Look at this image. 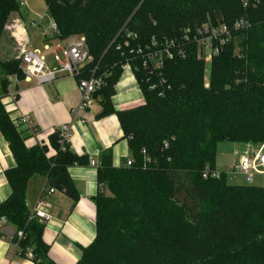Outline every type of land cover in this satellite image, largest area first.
Instances as JSON below:
<instances>
[{"label": "trees", "instance_id": "16d2710c", "mask_svg": "<svg viewBox=\"0 0 264 264\" xmlns=\"http://www.w3.org/2000/svg\"><path fill=\"white\" fill-rule=\"evenodd\" d=\"M44 1L61 38H85L92 61L82 77L106 75L94 95L103 108L98 117L118 116L134 159L117 168L112 151H102L98 181L110 195L95 198L96 239L78 264H264V187L229 185L225 172L212 176L221 142L264 144V0ZM17 8L18 0H0V35ZM239 21L247 27L235 29ZM206 24L226 26L233 36L211 62L209 87L206 63L184 40ZM154 39L177 41L186 58L166 61L151 76L138 49ZM128 64L145 104L117 111L112 99ZM0 69L25 78L20 58ZM8 86L3 79L0 131L16 167L6 174L11 195L0 215L25 234L13 239L20 259L31 250L34 264H54L45 226L29 221V182L46 177L51 188L77 198L69 169L90 159L69 145L63 150L58 131L49 137L56 155L46 145L27 148L3 104Z\"/></svg>", "mask_w": 264, "mask_h": 264}, {"label": "crops", "instance_id": "0c3cea01", "mask_svg": "<svg viewBox=\"0 0 264 264\" xmlns=\"http://www.w3.org/2000/svg\"><path fill=\"white\" fill-rule=\"evenodd\" d=\"M25 8H28L27 4L21 8L19 23L27 28V35L24 37L26 48L41 52L48 71L58 73L60 63L66 61V50L79 38H61L52 26L54 20L48 11L43 15L32 8L24 12ZM34 22L38 24L37 28L33 27ZM9 79L8 94L3 99V104L18 126L27 148L46 145L49 156L56 155L49 137L62 126L69 125V146L74 154L88 156L90 161H96L99 166L102 151L110 149L113 166L117 168L125 167L127 160L132 157L129 140L124 135L118 116L112 114L98 117L103 111L100 98L95 97L87 111L78 115L74 113L81 103L78 79L58 74L54 82L44 85H39L36 80L28 81L17 76ZM144 104L145 99L133 70L129 66L125 67L116 86L114 108L124 111ZM25 117L29 124L24 122ZM234 144V165L217 168V172L226 173L229 185H252L238 171L249 144ZM15 167L16 160L0 131V205L11 195L6 174ZM69 176L74 183L77 198L56 189L53 194L44 192L49 185L47 178L42 176L32 179L27 189L29 210L33 209L40 198L48 204V213L52 219L44 225L43 239L49 246V257L54 264L79 263L83 249L91 246L96 239L95 198L102 192L110 195L98 181L97 167L76 165L69 169ZM256 186L264 187L262 184ZM16 234V228L11 224L0 229V264H34L16 257V246L13 243Z\"/></svg>", "mask_w": 264, "mask_h": 264}, {"label": "built area", "instance_id": "2783aa9c", "mask_svg": "<svg viewBox=\"0 0 264 264\" xmlns=\"http://www.w3.org/2000/svg\"><path fill=\"white\" fill-rule=\"evenodd\" d=\"M20 7H26V3L20 2ZM42 18L43 17H41V19ZM52 26L55 31L59 33L56 22H53ZM33 27L37 28L38 24L34 22ZM246 27L247 22L245 21H239L235 25V29L237 30ZM14 29V36L18 40L21 47L20 70L25 79L28 81L36 80L39 85L54 82L57 79L58 74L78 79V89L81 93V103L74 113L78 115L80 112H85L90 109L94 102V95L106 85V75H97L96 70H92L87 78L82 77L85 68L92 60L85 38H79L70 45L65 52L66 61L60 63V70L58 73H55L48 71L46 68L45 58L41 52L26 48L24 42V37L27 35L26 26L18 23ZM190 35L191 34L188 33L184 36L185 42L196 44L200 49L199 58H202L205 63H209L210 65L214 57L219 55L221 49L227 44V42L233 39L232 33L226 26L215 27L209 24H206L194 31L193 35H196L198 39L191 41ZM128 38L132 39L135 37L133 34H128ZM177 43L178 42L175 40H165L164 42H159L154 39L151 44L145 48L140 47L138 49V54L141 56L143 61V68L148 70L149 74L152 76L153 74H157L163 68L166 61L174 60L176 57L186 58V50ZM164 84L165 81H162L161 85ZM207 87H209V83H207ZM157 88L158 86L156 84H152L151 90H156ZM160 96H163V92ZM24 122L26 124L29 122L27 117H25ZM57 131L60 134V144L64 150L66 146L70 144L71 127L69 125H64ZM147 162L151 163V160L147 159ZM90 165L98 167L96 161H90ZM133 165L134 159L131 157L125 163V167L130 168ZM238 171L246 177V180L250 184L253 183L256 176L264 178V144L256 150L253 149L251 144L248 145L246 153L241 158ZM212 176L219 178L220 173L215 172ZM208 177L209 172L207 171L204 178ZM44 192L53 194L56 190L49 186V188L45 189ZM51 219L52 216L48 213L47 202L40 198L33 209L30 210L29 221H38L40 224L45 225ZM7 224H9L7 219L0 215V229ZM17 236L19 239H23L25 234L20 231L17 233ZM15 246L16 257L20 259L18 244H15ZM26 260L33 262L34 255L31 250L28 251L27 257L24 261Z\"/></svg>", "mask_w": 264, "mask_h": 264}, {"label": "rangeland", "instance_id": "374dc122", "mask_svg": "<svg viewBox=\"0 0 264 264\" xmlns=\"http://www.w3.org/2000/svg\"><path fill=\"white\" fill-rule=\"evenodd\" d=\"M25 2L28 5V8L34 9L36 12L42 13L43 15L47 13L48 8L46 6V3L44 0H18V8L17 10L11 12L6 20L3 23V26L1 27V35H0V63H7L9 61L18 60L21 55V47L14 36L15 34V26L20 22L21 19V7L20 2ZM28 8H25L23 11L28 12ZM27 25L30 26V22L27 21ZM194 33V32H193ZM193 33L190 35L191 41L194 39H198L196 35H193ZM78 38H82L81 36H77ZM195 37V38H194ZM194 47H196L197 54H200V49L197 47L196 44H192ZM239 52V49H237ZM187 55V51H186ZM92 61V60H91ZM131 67V65H126L125 67ZM124 67V68H125ZM210 71H211V65L209 63L205 64V80L207 83H210ZM11 77V76H10ZM10 77L6 76L5 73L0 69V94L2 93L1 88V81L3 79H7L9 81L10 85ZM9 88V86H8ZM114 98V97H113ZM113 100V99H112ZM253 146V149H259L261 145L263 144H251ZM235 144L232 142H221L218 146V155L219 158L216 163V170L217 168H224V167H230L234 165V153H235ZM246 179V177H245ZM247 181V180H246ZM236 182V181H234ZM248 183V181H247ZM250 184V183H248ZM264 186V178L261 176H256L254 178V181L252 185L247 186H256L261 185Z\"/></svg>", "mask_w": 264, "mask_h": 264}]
</instances>
